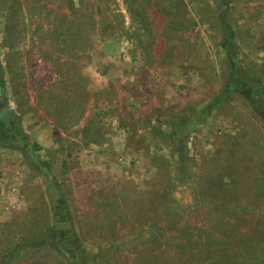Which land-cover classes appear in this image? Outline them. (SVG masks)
I'll list each match as a JSON object with an SVG mask.
<instances>
[{
    "label": "rangeland",
    "instance_id": "obj_1",
    "mask_svg": "<svg viewBox=\"0 0 264 264\" xmlns=\"http://www.w3.org/2000/svg\"><path fill=\"white\" fill-rule=\"evenodd\" d=\"M162 185L176 228L235 221L264 262V0H0V248L54 218L85 264H154ZM27 246L12 264H63Z\"/></svg>",
    "mask_w": 264,
    "mask_h": 264
},
{
    "label": "trees",
    "instance_id": "obj_2",
    "mask_svg": "<svg viewBox=\"0 0 264 264\" xmlns=\"http://www.w3.org/2000/svg\"><path fill=\"white\" fill-rule=\"evenodd\" d=\"M226 31L227 34L222 39L220 46L227 51V39L231 36V29L227 27ZM226 54L233 64L230 52ZM230 67L229 78L234 76V65ZM249 100L253 101L251 98H249ZM199 114H201V111L194 114V116H183L174 122V124L180 126L188 120H190L189 122L191 123H195ZM171 125H173V123ZM247 175L248 174L243 173L241 180L244 182L247 181ZM230 181H232L233 184L226 192V196L228 197L229 192L233 194L236 190H240L236 184L239 183V181L235 183L233 176H231ZM149 187L150 186L142 189L141 197L143 199V210L146 212L145 215L148 216L140 220L142 229L139 231L146 232L147 234L152 233L154 241L152 240L151 244L155 243L158 247L163 245L164 233L170 229L173 232V235H171L173 242H170L173 244L171 252L168 251L165 257L166 259L158 260L154 264H264L261 259L258 262L256 259L253 260V254L255 250H257V243L244 244L242 238L243 233L239 231L235 221L227 220L222 223V218L216 217L214 221H212V224H209L207 229L192 227L176 228L175 226L180 220L179 212H176L178 207L172 206L163 199L165 195L169 193V188L165 185L160 186V191L154 196L155 192L151 191ZM226 199L227 198H221L220 205H228L229 202L226 201ZM171 200L174 203V200ZM130 203H132V201H130ZM218 205L216 204V208ZM54 221L55 219L53 218L51 225L46 230L47 232L42 233L40 238L35 240L21 238L11 246H2V248H0V264H12V262L18 258L19 253L23 251V247L25 249L28 248V244L30 246H37L40 244L48 245L50 249L57 253V256L62 257L63 264H85L84 249L73 226H71L69 222L67 226L63 228L55 227L53 225ZM263 221V217L257 220L260 225ZM222 226H224L225 229H221L220 227ZM23 241L28 242L27 245L22 247L20 243H23ZM143 264L150 263L147 262Z\"/></svg>",
    "mask_w": 264,
    "mask_h": 264
},
{
    "label": "crops",
    "instance_id": "obj_3",
    "mask_svg": "<svg viewBox=\"0 0 264 264\" xmlns=\"http://www.w3.org/2000/svg\"><path fill=\"white\" fill-rule=\"evenodd\" d=\"M117 136L120 137V138H121V137H122V138L124 137L123 134H122L120 131H118ZM94 158H95V157H94Z\"/></svg>",
    "mask_w": 264,
    "mask_h": 264
}]
</instances>
